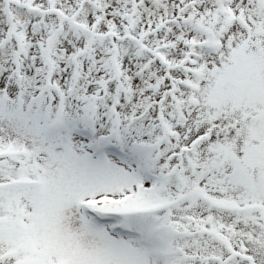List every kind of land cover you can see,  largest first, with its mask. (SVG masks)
Wrapping results in <instances>:
<instances>
[{"label":"snow or ice","instance_id":"obj_1","mask_svg":"<svg viewBox=\"0 0 264 264\" xmlns=\"http://www.w3.org/2000/svg\"><path fill=\"white\" fill-rule=\"evenodd\" d=\"M0 264H264V0H0Z\"/></svg>","mask_w":264,"mask_h":264}]
</instances>
